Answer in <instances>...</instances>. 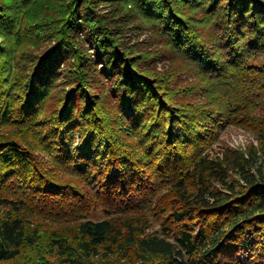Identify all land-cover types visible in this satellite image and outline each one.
<instances>
[{"label":"trees","instance_id":"16d2710c","mask_svg":"<svg viewBox=\"0 0 264 264\" xmlns=\"http://www.w3.org/2000/svg\"><path fill=\"white\" fill-rule=\"evenodd\" d=\"M0 38V264H264V0H0ZM222 122L259 147L212 154Z\"/></svg>","mask_w":264,"mask_h":264},{"label":"rangeland","instance_id":"374dc122","mask_svg":"<svg viewBox=\"0 0 264 264\" xmlns=\"http://www.w3.org/2000/svg\"><path fill=\"white\" fill-rule=\"evenodd\" d=\"M99 9L103 14L110 15V12L114 11L116 7L113 5L110 6L109 4H103L100 6ZM117 17L119 18L120 15H118ZM81 38H83V36ZM122 39L124 43L131 47V49L129 50V52L132 53L131 56L135 55V57L138 56L143 58L139 59V61H142L140 69H142V67L146 68L149 64V68L150 66H152L156 75H158L159 78H169L170 83L172 84V86H174L175 91L181 89L183 90L186 88L189 89L190 87L194 88V92L190 93L185 97L188 99V101L197 103H204L206 101V98L201 94L202 92L197 86L199 80H197L195 76L188 74L186 72V68L182 67V63L178 59L176 60L180 63L176 61L174 62L173 58L171 56H168L169 54L167 55L168 57H156V55L160 54L162 50H166V47L164 46L162 41L158 40V36L155 29L150 28L149 24H142L140 20L136 19L131 20L130 23H126L123 26ZM81 40L83 41V39H79V42ZM80 45L87 49L85 50L89 55H91L92 57L94 56V49L92 48V46L87 47L86 41L80 42ZM50 46L51 43L49 44L48 42H46V44H44L40 48V50L49 49ZM151 54L152 56L155 55L153 56V58L156 57V60L153 63H150L148 59ZM74 63L75 60H72V64ZM69 70L74 71L75 68L69 67ZM216 129L217 132L215 136V141H213V144L208 148V151H211L212 154H215L220 149L227 147L245 152L250 147H259L260 145V142L254 135V133L250 130H247L243 126L233 123L222 122L217 125ZM77 144L78 142H76V146ZM234 178L238 180L236 176H234ZM104 217L105 214L102 211L93 212L88 216L89 219L94 221H99ZM158 227V224L154 221V223H152V228L148 229L147 232L156 230L158 229Z\"/></svg>","mask_w":264,"mask_h":264}]
</instances>
